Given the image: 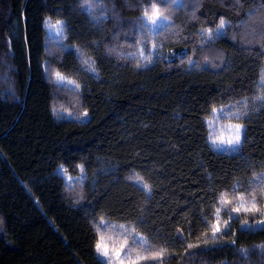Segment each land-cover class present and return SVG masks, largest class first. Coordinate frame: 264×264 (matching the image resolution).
Listing matches in <instances>:
<instances>
[{"label": "trees", "instance_id": "obj_1", "mask_svg": "<svg viewBox=\"0 0 264 264\" xmlns=\"http://www.w3.org/2000/svg\"><path fill=\"white\" fill-rule=\"evenodd\" d=\"M154 2L0 0V264H107L101 231L132 228L162 264H264V215L210 227L264 173V0H169L148 32ZM213 107L244 126L233 152L208 141Z\"/></svg>", "mask_w": 264, "mask_h": 264}, {"label": "snow or ice", "instance_id": "obj_2", "mask_svg": "<svg viewBox=\"0 0 264 264\" xmlns=\"http://www.w3.org/2000/svg\"><path fill=\"white\" fill-rule=\"evenodd\" d=\"M169 0H155V2L152 4L150 9H146L144 12V18L141 21V29L147 30L148 32H155L157 30L163 29L166 25L163 23L164 21H167L169 18L164 14V12L158 8L157 4H167ZM175 3H180L181 0H173ZM239 2V0H237ZM225 20L221 19L219 25L216 29H203L201 31V35H206V40L211 41L214 36L217 35H223L221 32V29L225 27ZM57 25H61L60 21H57ZM62 30V27H61ZM155 47V45H153ZM141 56H144V51L141 50ZM144 59L150 62V56H144ZM85 65H89V61L85 60L83 61ZM140 66L139 64L137 65ZM89 71L95 72L94 68L89 67ZM56 80L58 83H67L74 86V88L79 89L80 85L77 84L74 80L67 79L64 77L61 73H56ZM259 86H264V74L261 75ZM254 99L264 101V95L255 97ZM239 104V102H237ZM217 112L224 114L225 109L222 107L220 109H217L213 107L212 113L216 114ZM85 115H87L85 113ZM228 115H230L233 118L239 119L242 115H246V112L242 111H236L231 112L229 111ZM218 118V117H213ZM209 127H212L211 121H209ZM228 127V136L227 138L224 137L223 133H221L219 136L211 137L212 144L214 146L219 147L220 145L227 144L232 146L233 150L237 148L242 142V132H243V125L240 123L230 124ZM81 173L83 174V166H79ZM66 171V170H64ZM82 178V177H81ZM71 179V177L69 178ZM253 181H258V183L250 188V190H246L245 192L240 193L239 195L235 194V190L233 191V194L230 196L227 192L220 193L218 197V203L220 206L215 208L214 216L216 219V223H210L211 227V236L213 239L217 237V234L222 231L220 227V216L222 210L227 208L229 205L235 204L231 208V212L240 213L243 212L245 214H261L264 215V212H262V206L260 204V200L264 199V173L260 174H254L252 177ZM251 183V182H250ZM145 188H147V185H144ZM231 219V215L229 216ZM244 224L247 225V221H244ZM258 224L261 227H264V219H260L258 221ZM100 226L108 227L109 225L106 224L105 220L101 218L100 220ZM225 228L228 226V221H224ZM115 227V226H112ZM121 229H125L124 225H119ZM99 232V227L97 228ZM127 231V235L123 236V238L120 240L118 246L116 244H113L111 249L109 248V245L106 243V238L103 234L100 235V239L96 243V251L97 253L107 258V264H113V257L116 258L115 264H125V261H127V264H142V262L146 261H160L162 264V251L161 252H154L149 253V249L146 247L147 240L144 239L142 236H140L138 233L133 236V233H135V228H132L131 230H125ZM131 237V240L129 239ZM108 240H111L112 238L109 236L107 237ZM235 243V241H233ZM189 247H192V245H189ZM136 252L135 257H133L132 253ZM144 253H149L145 255Z\"/></svg>", "mask_w": 264, "mask_h": 264}, {"label": "rangeland", "instance_id": "obj_3", "mask_svg": "<svg viewBox=\"0 0 264 264\" xmlns=\"http://www.w3.org/2000/svg\"><path fill=\"white\" fill-rule=\"evenodd\" d=\"M143 18H144V15H143ZM59 21L61 22V25H57V21H53V20H47L46 21V24H45L46 35L48 36V38L50 40H57L62 33V30H61L62 21L61 20H59ZM165 22H167V21H164L163 23H165ZM214 116L218 117V118L214 119L213 118ZM225 116H226L225 112H224V114L217 112L216 114L212 115V118L206 119V124L208 127V136H209L208 141H209L211 147L218 152H233L236 149H238V147L240 145L237 146V148L235 150H233L232 146L227 145V144H223V145H220L219 147H217V146H214L212 144V140L210 137V134L212 137H214V136H219L221 133H223L224 137L227 138V136H228V127L227 126L230 124H235L236 122H229L227 120H224ZM209 121H211L212 127H209ZM242 139H243V132H242ZM116 231H117V233H115L114 229H111V230L105 229L103 232L101 231V234H103L105 236L106 243L109 245L110 249L113 246V244H116L118 246L120 240L123 238V237L119 238V233H121L123 231H121L119 229H117ZM109 236L112 238L111 240L107 239V237H109ZM129 239L131 240V237H129ZM132 255H133V257H135L136 252L134 251L132 253ZM100 257L107 261V258L102 257V256H100ZM115 260H116V258L113 257V264H115Z\"/></svg>", "mask_w": 264, "mask_h": 264}]
</instances>
